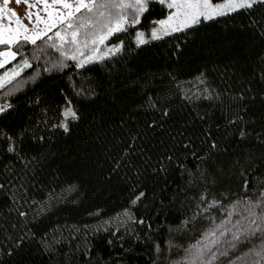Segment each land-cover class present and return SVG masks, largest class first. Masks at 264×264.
<instances>
[{"label": "snow or ice", "instance_id": "obj_1", "mask_svg": "<svg viewBox=\"0 0 264 264\" xmlns=\"http://www.w3.org/2000/svg\"><path fill=\"white\" fill-rule=\"evenodd\" d=\"M39 2L43 4L45 15L42 16L41 10L37 8L33 19L32 4L30 0H25L30 5L25 13L28 23H24L23 18L12 8L7 9L8 23H4V9L0 7V45L3 46L0 48V67L13 62L12 67L0 73V89L4 90L0 92V156H11L22 166L17 169L10 160L3 173H0V193L9 201L7 215L12 217L6 222L0 219V232L5 234L4 242L0 243V264H125L124 257L128 253L123 250L124 237L120 236V232H125L129 239L139 241L141 237L134 225H143L147 229L144 238L151 242L153 249L151 264H264V127L257 133L248 128L242 116L235 114L229 123L241 126L236 142L230 144L231 150L221 148L220 142L211 138V133L202 130L203 139L208 142V150L203 154L193 151L187 156L179 155L176 146L179 139L183 140L186 148L193 145L186 128L180 133L179 139L172 136L175 143L171 145L158 142L155 147L150 144L141 147L143 141L140 133L165 130V121L160 118L150 119L143 129H130L122 142L124 146L115 156L109 157L113 166L106 170L108 181L116 177L118 182H122L126 206L115 218L101 221L102 225L108 227L96 229L90 237L96 240V244H65L62 229L70 230V238H78L80 229L76 225L48 228L41 224L45 216L51 214L55 204L60 202L59 196L45 195L40 199L28 197L31 182L36 179L41 165L52 151L50 141L54 143V136L50 134L63 132L70 135L71 126L85 118L82 108L72 102L63 88L59 89L57 99L62 98L64 103L55 107L52 106L54 101L46 103L49 95L47 92H35L31 85L43 78V73L63 75L71 68L69 75H75L77 70L83 71L97 63L115 60L122 53L127 54L131 45L123 39H117V34L125 33L130 26H135V34L131 37L136 46L134 55L143 63L129 70L127 76L116 80L121 86L118 98L127 90L145 91L147 86L153 85L162 90L163 96L177 94L193 103L198 100H220L224 93L212 84L203 71L188 81L180 80L184 68L179 61L171 71L159 74L160 81L167 75V84L157 83L156 73L142 72L144 68L154 67L150 54L143 50L151 47L153 41L167 38L172 33H190L194 28L204 26L205 22L211 24L221 17L241 13L247 17L258 36L264 39V0ZM4 3L8 4L9 0H4ZM157 3L167 11L162 10L158 17L152 16L148 20ZM81 9L84 11L81 12ZM13 17L15 24L12 23ZM39 38H44L39 49H32V55L37 61L40 60L39 51L49 47L58 50L60 55L50 63L46 59L42 72L31 71L30 75L25 73L21 76L25 69L33 67L32 61L25 55L26 45L30 42L36 46ZM110 38L115 42L106 43ZM13 46L18 50H14ZM174 48L182 51V44L176 43ZM18 57L23 59L16 62ZM69 58L73 62L70 65L66 64ZM257 64L260 69L257 75L264 80V50L259 52ZM136 73L141 75L133 78ZM107 75L104 73L91 78L88 81L90 86L80 88L76 93L97 109L91 114L90 121V125L97 129V139L103 138L100 130L105 128L110 119L111 109L108 104L118 102L111 100L108 104L100 103L110 91H116L113 78H104ZM185 83L190 87L184 88ZM247 90H250V85ZM26 92L32 95L27 96ZM235 96L243 102L245 90ZM260 98L264 99V93L260 94ZM148 106L152 109L158 106L151 93H148ZM34 109H39V113ZM242 111L246 113L247 109ZM49 112L56 113L55 117H49ZM171 112L170 107H162L159 116L167 118ZM38 115L43 118H37ZM260 119L264 120V115ZM91 144L89 140L86 151ZM152 155H155V160ZM121 167L125 171L118 175ZM169 176H179L180 184L173 185ZM237 176L241 180V190L234 192L231 185H225L224 181ZM77 188L75 183H69L63 192L66 194ZM213 189L220 191L214 192ZM149 199L151 206L142 212L141 204ZM213 209H218L220 215L213 212ZM178 211L182 218L179 224L167 226L169 237L163 240V245L160 240H153L152 236L159 231L152 227L153 218L163 216L166 220L169 214ZM95 214H102V210L95 209ZM198 218L206 223L194 240L180 244L172 238L173 233H190L192 230L189 225H194ZM90 227L84 226V236L89 235ZM57 232H61L59 237ZM117 241L120 242V248L115 246ZM98 244L103 245L100 250H97ZM173 249H179V254L171 255Z\"/></svg>", "mask_w": 264, "mask_h": 264}, {"label": "trees", "instance_id": "obj_2", "mask_svg": "<svg viewBox=\"0 0 264 264\" xmlns=\"http://www.w3.org/2000/svg\"><path fill=\"white\" fill-rule=\"evenodd\" d=\"M3 0H0V5ZM167 9L155 4L154 11L148 16L151 20L152 16L159 14ZM84 10H81L83 12ZM135 26H130L125 33L117 34V39H123L131 45L127 54L122 53L115 60H109L107 63H97L93 67H86V70L79 71L75 75H69L71 68L63 75L55 73H43V78L35 82L31 87L36 93L42 90L47 92L46 103L54 101L53 107L58 104H63L62 98L59 96V89L63 88L74 104H78L84 113L85 118L80 123H74L71 134L56 132L50 134L54 136V143L50 141L52 151L44 164L41 165L39 172L36 174V179L29 186L28 197L40 199L47 196H59L60 202L55 204L51 210V214L45 216L41 224L51 228L55 225H76L80 232L78 238H70V230L62 229L63 242L70 245H83L91 242L96 244V240H91L90 237L95 234L98 228H107V225H102L101 221L109 217L115 218L116 214L126 206L125 193L121 189V183L114 177L111 181L107 180V169L113 166V161L110 156H115L117 152L124 146L123 141L128 136L130 129H143L147 122L153 118H160L165 121L164 131L153 130L140 133L143 143L150 144L153 147L157 146L158 142H168L169 145L175 143L172 136L179 139L180 133L187 129L188 135L193 140V145L190 148L183 146V140L179 139L176 144L179 149V155L187 156L190 152L203 154L208 150V142L203 139L202 130L211 133V138L220 142L221 148H229L230 144L236 142L238 129L240 124H230L232 115L243 117V122L247 124L249 129L255 130L257 133L264 127V120L260 116L264 115V99L260 98V94L264 93V80H261L257 73L260 71L257 64V57L261 50H264V39H261L256 31L248 23L247 17L241 13L239 15L221 17L214 23H204L202 27H196L190 33H172L169 37L155 40L151 43V47L144 49L143 52H148L152 58L154 67L151 69L144 68L142 72H154L157 74V83L167 84L168 77L164 76V80L158 79L161 72L171 71L176 62L183 66L184 72L179 76L180 80L188 81L197 73L203 71L206 73L209 80L219 91L224 95L220 100L211 102L198 100L193 103L185 101L184 98L177 94L163 96L160 88H155L153 85L147 86L145 91L140 89L127 90L117 97L120 89V84L116 80L121 76H127L129 70H134L135 66L142 64L143 61L134 55L136 46L133 44L131 37L135 34ZM149 33L146 31V35ZM195 37V39H193ZM44 38H39L37 45L33 46L29 42L25 48V55L33 63L31 69H25L21 76L25 73L31 74V71H40L45 64V60L50 63L59 55V51L47 48L39 51L40 60L37 61L32 55L33 47L41 44ZM108 42H115L111 38ZM176 43L182 44V51H177L174 48ZM3 46L0 45V48ZM14 47V50H18ZM171 49V51H170ZM143 52L140 55H143ZM173 52L176 54L173 55ZM23 59V57H18ZM132 61V63H129ZM73 63L70 58L66 64ZM13 66V62H9L0 68V73L4 69ZM107 73L105 79L113 78V84L116 91L109 92L105 100L100 103L108 104V101L118 100L116 104H108L110 111V119L104 129L102 139L96 138L97 129L90 125L92 113L97 109L94 104L89 103L86 98L77 95V90L87 88L90 85L88 81L93 77H98L101 74ZM141 73H136L137 78ZM71 81V82H70ZM143 83V81H141ZM75 84V87H73ZM195 84V81H193ZM250 85V90H247ZM199 87L198 85H196ZM108 87V85H106ZM184 88H189L190 85L185 83ZM241 90H245V99L241 102L236 98L235 94ZM0 89V92H3ZM148 93H151L153 98L157 100L158 106L152 109L148 106ZM253 93L255 98H253ZM160 94V95H158ZM25 95L31 96V92H26ZM162 107H170L171 115L167 118L160 117L159 111ZM242 109H247L243 112ZM39 113V109H34ZM199 113V115H197ZM56 113L49 112V117H55ZM201 117H204L201 119ZM37 118H43L39 115ZM121 120L124 121L121 124ZM55 122V120H53ZM180 125L181 127H177ZM91 133V136H89ZM92 141L90 147L86 151V147ZM215 154V153H213ZM86 156L87 159H82ZM139 159V158H137ZM155 160V155H152ZM189 161L191 157L188 156ZM224 159V157H221ZM235 159V157H233ZM12 161L17 169L22 166L13 157L0 156V173H3L5 165ZM194 167V165H192ZM125 169L120 168L118 175H122ZM31 174V173H29ZM173 185L180 184L179 176H169ZM186 179V177H185ZM69 183H75L78 188L73 192H63L65 186ZM225 185H231L232 191L239 192L241 190V180L239 176L232 180H225ZM218 192L220 189H213ZM9 201L0 193V219L4 222L9 221L12 217L7 215ZM151 206V200L141 204L140 210L146 212ZM101 209L102 214H95V209ZM218 216V209H213ZM91 214V215H90ZM15 213H13V216ZM181 214L178 211L175 214H169L165 220L163 216L159 219L153 218L152 227L159 229L153 240H160L163 245V240L169 237L168 225H177L180 222ZM203 219H197L194 225H189L192 230L189 232H177L172 234V238L180 243L186 244L189 240H194L199 234L200 229L205 225ZM91 226L88 229L89 235L84 236V226ZM23 226L22 224L20 225ZM141 239L136 241L129 239L125 232L121 231L120 236L124 237L123 250L128 253L124 257L125 264H151L153 249L151 242L144 238V233L147 231L143 225H134ZM131 229H129V232ZM61 232H57L59 237ZM151 236L152 234L149 233ZM5 240V234L0 232V243ZM117 248H120V242L117 241ZM103 247L102 244L97 245V250ZM63 250V249H62ZM179 249H173L171 255L179 254ZM43 264V262H40Z\"/></svg>", "mask_w": 264, "mask_h": 264}, {"label": "rangeland", "instance_id": "obj_3", "mask_svg": "<svg viewBox=\"0 0 264 264\" xmlns=\"http://www.w3.org/2000/svg\"><path fill=\"white\" fill-rule=\"evenodd\" d=\"M32 1L33 0H30V3H32ZM12 3H14L15 5H17L19 7V8H17L15 6H12V7H14L16 9V13H18L23 18V22L25 23L24 17H25L26 20H27V18H26V15L23 14V13H26V11L28 10L29 3H25V0H20L19 3H17V0H9V3L5 4L4 0H3V4H5V6H9L10 7ZM40 10H41L40 14L42 16L45 15V13L43 12V4L42 3H41V9ZM32 12H34V11H32ZM35 12L33 13V19H35ZM6 70L7 69H4V71H6Z\"/></svg>", "mask_w": 264, "mask_h": 264}, {"label": "crops", "instance_id": "obj_4", "mask_svg": "<svg viewBox=\"0 0 264 264\" xmlns=\"http://www.w3.org/2000/svg\"><path fill=\"white\" fill-rule=\"evenodd\" d=\"M32 8H31V10L32 11H36V9L37 8H39V9H41V3L39 2V0H33L32 1ZM12 6H15V7H17V8H19L17 5H15L14 3H12L11 4V6L9 7V6H5V4H3V2H2V4L0 5V7H2L3 9H4V16H3V22L4 23H8V19H7V15H8V13H7V9L8 8H13V9H15L14 7H12ZM29 6L30 5H28V8H29ZM16 10V9H15ZM83 10V9H82ZM33 12V13H34ZM23 14H25V13H23ZM24 20H25V23H28V21L25 19V17H24ZM15 17H13V20H12V23L13 24H15ZM1 68V67H0Z\"/></svg>", "mask_w": 264, "mask_h": 264}]
</instances>
